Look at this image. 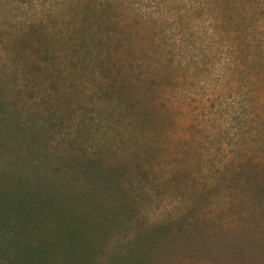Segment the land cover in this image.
<instances>
[{"label":"rangeland","instance_id":"rangeland-1","mask_svg":"<svg viewBox=\"0 0 264 264\" xmlns=\"http://www.w3.org/2000/svg\"><path fill=\"white\" fill-rule=\"evenodd\" d=\"M81 31L91 44L100 39L113 48L110 58L128 71L123 84L132 103L150 122L116 102L118 88L104 90L97 50L77 55ZM21 37L28 38L23 50ZM48 47L61 55L46 61L48 72L22 68L23 53L41 60L47 55L37 51ZM0 77L7 96H26L24 111L39 104L60 126L48 133L49 154L77 134L89 151L127 164L125 189L142 227L189 224L181 231L190 238L175 235L174 264H264V201L255 202L253 190L264 176V0H0ZM5 128L3 121L1 188L32 175L23 143L29 137ZM125 229L113 246L141 233L134 222ZM107 247L97 264H106ZM0 264H19L1 217Z\"/></svg>","mask_w":264,"mask_h":264},{"label":"trees","instance_id":"trees-1","mask_svg":"<svg viewBox=\"0 0 264 264\" xmlns=\"http://www.w3.org/2000/svg\"><path fill=\"white\" fill-rule=\"evenodd\" d=\"M91 15L88 12L84 14L82 24L87 25V17ZM95 23L98 24L99 20L96 19ZM89 37L81 31L74 51L87 57L93 49L97 50L100 73L104 74L106 81L104 90L111 92L118 88L116 102L125 104L127 110L129 107L138 121L150 122L139 111V103H132L129 87L123 84L128 71L120 60L116 59L119 65H115L110 58L113 48L105 46L100 39L91 44L94 39ZM19 42L23 50L22 44H27L28 38L21 37ZM102 53H105L103 58ZM37 55L48 57L40 56L41 60H34L30 54L23 53V59L20 58L23 60L22 68L29 70V74L48 72L46 61L53 63L61 58L58 53L49 54V47L42 52L37 51ZM68 70L69 73L77 71L73 62ZM50 71L53 72L51 68ZM15 77L14 73L9 79L14 80ZM5 81L0 77V123L6 121L5 129L12 135L17 136L18 133L29 137L23 143L28 153L25 166L32 174L24 178L16 175L5 188L0 187V217L6 221L14 236V250L19 264H97L110 243L111 251L107 252L106 264H174V257L178 255L173 248L175 235L181 233L190 238L188 232L181 231L186 221L153 224L146 229L142 227L141 220L136 218L139 206L125 189L131 182L127 164L109 163L97 151H89L81 145L75 133V139L67 140L65 149L55 144L49 154L45 148L49 145V134L55 135L60 126L57 127L50 116L40 112L39 104L38 108L34 106L24 111L20 103L27 100L26 96H7ZM30 86L34 89V84ZM24 87V91L30 90L26 85ZM70 135L67 134V137ZM140 169L136 165L134 170ZM254 182L255 202L264 201L260 199L264 198V176L254 179ZM133 222L140 226L141 233L126 246L119 243L113 246L112 237ZM172 225L179 228L173 234ZM188 226L187 223L184 227L187 229ZM192 243L199 249V242Z\"/></svg>","mask_w":264,"mask_h":264}]
</instances>
